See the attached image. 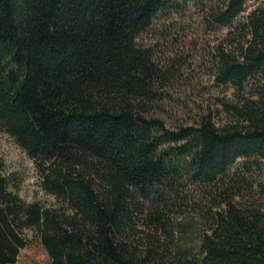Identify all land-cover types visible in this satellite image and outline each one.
<instances>
[{
  "label": "trees",
  "instance_id": "16d2710c",
  "mask_svg": "<svg viewBox=\"0 0 264 264\" xmlns=\"http://www.w3.org/2000/svg\"><path fill=\"white\" fill-rule=\"evenodd\" d=\"M180 4L220 35L209 98L168 125L191 69L139 38ZM3 133L59 204L21 199L0 157V264L28 233L48 264H264V0H0Z\"/></svg>",
  "mask_w": 264,
  "mask_h": 264
},
{
  "label": "rangeland",
  "instance_id": "374dc122",
  "mask_svg": "<svg viewBox=\"0 0 264 264\" xmlns=\"http://www.w3.org/2000/svg\"><path fill=\"white\" fill-rule=\"evenodd\" d=\"M177 9L178 12H167L159 16L139 38L145 45L160 41L154 46L158 49L156 59L159 62L178 56L182 65L191 69L178 76L177 82L171 87V97L162 101L163 110L160 113L168 125L186 122L187 112L194 113L196 107L204 105L209 98L210 94L206 89L210 52L220 35L219 31L212 32L197 22L202 13L200 5L180 4ZM0 157L4 161L6 172L12 175V181L17 184L21 199L26 202L39 201L45 206L59 204V199L41 185L44 177L42 169L45 167L29 158L4 133L0 135ZM176 209L172 216L174 224L196 222L199 219V215L189 211L185 205ZM30 236L28 233V244L20 250L16 264H48V257L42 246Z\"/></svg>",
  "mask_w": 264,
  "mask_h": 264
}]
</instances>
